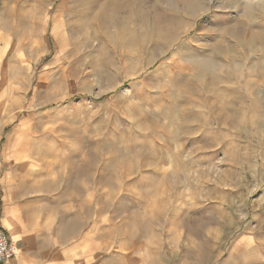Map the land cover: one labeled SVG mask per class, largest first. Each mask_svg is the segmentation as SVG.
<instances>
[{
    "label": "rangeland",
    "instance_id": "obj_1",
    "mask_svg": "<svg viewBox=\"0 0 264 264\" xmlns=\"http://www.w3.org/2000/svg\"><path fill=\"white\" fill-rule=\"evenodd\" d=\"M0 129L40 251L264 264V0H0Z\"/></svg>",
    "mask_w": 264,
    "mask_h": 264
},
{
    "label": "crops",
    "instance_id": "obj_2",
    "mask_svg": "<svg viewBox=\"0 0 264 264\" xmlns=\"http://www.w3.org/2000/svg\"><path fill=\"white\" fill-rule=\"evenodd\" d=\"M1 135V129H0ZM2 137V136H1ZM0 137V138H1ZM2 167L0 156V171ZM25 208H31L30 205H23ZM19 207H15L8 211L11 213V218L17 227V237L14 240L10 231L5 228L13 241L19 248V253L16 257H13L0 264H109L108 260L112 255L110 245H108L107 239H99L100 245L95 244L93 248H79L68 251H60L55 253L43 252L37 248V244L44 242V232L37 231L32 226L27 224L24 216L19 212ZM3 225V222H2ZM89 239L95 240V230L91 229L89 233ZM96 242V241H95ZM111 257V258H112Z\"/></svg>",
    "mask_w": 264,
    "mask_h": 264
},
{
    "label": "built area",
    "instance_id": "obj_3",
    "mask_svg": "<svg viewBox=\"0 0 264 264\" xmlns=\"http://www.w3.org/2000/svg\"><path fill=\"white\" fill-rule=\"evenodd\" d=\"M18 253L19 248L11 238L9 232L2 225L0 214V263L16 257Z\"/></svg>",
    "mask_w": 264,
    "mask_h": 264
},
{
    "label": "bare ground",
    "instance_id": "obj_4",
    "mask_svg": "<svg viewBox=\"0 0 264 264\" xmlns=\"http://www.w3.org/2000/svg\"><path fill=\"white\" fill-rule=\"evenodd\" d=\"M3 223L5 227H7V229L10 231L15 240L17 237V228L13 225V223L10 222V219L7 216L3 218Z\"/></svg>",
    "mask_w": 264,
    "mask_h": 264
}]
</instances>
